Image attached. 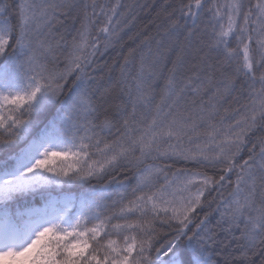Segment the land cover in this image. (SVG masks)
Returning <instances> with one entry per match:
<instances>
[{"label":"snow or ice","instance_id":"obj_1","mask_svg":"<svg viewBox=\"0 0 264 264\" xmlns=\"http://www.w3.org/2000/svg\"><path fill=\"white\" fill-rule=\"evenodd\" d=\"M0 264H264V0H0Z\"/></svg>","mask_w":264,"mask_h":264},{"label":"trees","instance_id":"obj_2","mask_svg":"<svg viewBox=\"0 0 264 264\" xmlns=\"http://www.w3.org/2000/svg\"><path fill=\"white\" fill-rule=\"evenodd\" d=\"M137 2V0H121V3L124 5L128 4H133ZM138 2H145V0H138ZM148 3H151V0H147ZM109 3H115V0H109ZM123 10V9H122ZM151 16L146 15L145 13L141 12L138 16L137 22L135 25L132 27V30L128 32L126 35H124V41L128 42V37L135 35L136 32L140 31L141 29L144 28V25L148 23V21L151 19ZM120 51L119 48L112 50L109 49L107 53L101 58L102 61H105L109 64L112 63L113 59L117 57V53ZM124 51H127V48L124 49ZM122 58V57H121ZM175 167H188V168H193L194 166L191 164L185 165V164H177ZM161 183H163V178L160 180ZM73 191H78V189H73ZM202 215V213H201Z\"/></svg>","mask_w":264,"mask_h":264}]
</instances>
